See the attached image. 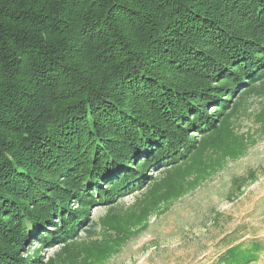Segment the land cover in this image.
<instances>
[{
	"label": "trees",
	"instance_id": "trees-1",
	"mask_svg": "<svg viewBox=\"0 0 264 264\" xmlns=\"http://www.w3.org/2000/svg\"><path fill=\"white\" fill-rule=\"evenodd\" d=\"M260 96L264 0H0V264L103 263L212 162L246 151L235 116ZM258 118L264 132V107ZM158 165L121 224L118 198Z\"/></svg>",
	"mask_w": 264,
	"mask_h": 264
},
{
	"label": "rangeland",
	"instance_id": "rangeland-1",
	"mask_svg": "<svg viewBox=\"0 0 264 264\" xmlns=\"http://www.w3.org/2000/svg\"><path fill=\"white\" fill-rule=\"evenodd\" d=\"M239 92L237 88L234 95ZM263 107L264 96L252 97L235 116V130L246 144L242 155L237 158L225 156L219 162H212L213 170L199 180L195 188H188L166 209V204L160 205V209L164 208L161 213H147L146 229L132 235L103 263L93 256L95 264H219V256L230 246L254 240L260 241L263 247L258 258L250 264H264V132L258 118ZM217 108L208 104L206 110L212 114ZM191 131L194 139L200 136L195 129ZM210 158L216 160L212 155ZM140 159L136 158L133 164L140 163ZM158 170L159 165L146 171L141 188L125 192L118 198L119 206L123 207L121 224H128V217L122 215L129 213L134 200L145 191L147 175L156 179L161 174ZM250 172H254L252 180ZM106 211V207L95 204L91 206L89 216L99 224ZM145 220L138 224L131 222L129 226L134 230ZM99 229L97 227V232ZM77 233L85 237L81 229ZM37 246L36 242H31L25 248L33 250ZM57 249L55 245L46 247L39 252V257L46 261ZM86 259L91 260L89 256Z\"/></svg>",
	"mask_w": 264,
	"mask_h": 264
}]
</instances>
